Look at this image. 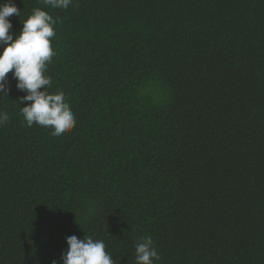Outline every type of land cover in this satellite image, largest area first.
Masks as SVG:
<instances>
[{
	"label": "trees",
	"instance_id": "1",
	"mask_svg": "<svg viewBox=\"0 0 264 264\" xmlns=\"http://www.w3.org/2000/svg\"><path fill=\"white\" fill-rule=\"evenodd\" d=\"M13 2L15 34L35 8L57 19L48 91L76 124L28 127L8 74L0 264L60 261L86 234L115 264L145 235L156 264H264V0Z\"/></svg>",
	"mask_w": 264,
	"mask_h": 264
},
{
	"label": "clouds",
	"instance_id": "2",
	"mask_svg": "<svg viewBox=\"0 0 264 264\" xmlns=\"http://www.w3.org/2000/svg\"><path fill=\"white\" fill-rule=\"evenodd\" d=\"M46 7L67 9L72 0H43ZM13 14L20 16V9L13 0L0 3V96L11 91L8 74L16 81L15 87L26 95L19 99L20 112L28 127L33 124L49 128L53 136L59 137L70 132L76 124L75 115L62 91L50 93L52 80L46 74L48 65L56 52L51 38L55 37L57 19L41 8L32 10L23 21L18 34L11 32ZM43 88V91L40 89ZM30 101V104H25ZM6 111L0 110V126L9 121ZM67 250L62 252L60 261L51 264H115L112 254L106 251L105 242L87 234L66 237ZM160 255L151 235L139 238L135 245V264H156Z\"/></svg>",
	"mask_w": 264,
	"mask_h": 264
}]
</instances>
